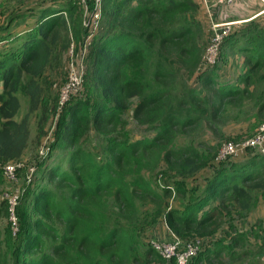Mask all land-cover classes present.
<instances>
[{"label":"trees","instance_id":"trees-1","mask_svg":"<svg viewBox=\"0 0 264 264\" xmlns=\"http://www.w3.org/2000/svg\"><path fill=\"white\" fill-rule=\"evenodd\" d=\"M100 1L80 91L61 105L94 0H0V187L3 166L23 164L16 234L0 201V264H173L143 241L159 222L202 242L190 264H263L264 220L250 216L264 204V155H218L256 135L225 137L229 120L264 125V15L234 27L209 67L199 0ZM234 53L238 76L217 83ZM129 114L151 137L129 133ZM205 132L218 142L190 138Z\"/></svg>","mask_w":264,"mask_h":264},{"label":"built area","instance_id":"built-area-1","mask_svg":"<svg viewBox=\"0 0 264 264\" xmlns=\"http://www.w3.org/2000/svg\"><path fill=\"white\" fill-rule=\"evenodd\" d=\"M66 1V0H62ZM73 2H79L81 4H85V0H71ZM203 10L207 13L210 20V26L212 35L209 41V45L206 48L204 63L208 66H214L217 62L218 51L230 32L231 27L236 23L234 22H226V23H213L212 19L215 14V10H221L223 8H231L238 4L241 0H199ZM264 7V0H257ZM100 0H94L95 4V15L90 22V35L86 39V42L82 48V51L79 53V56L76 57L74 55V50L71 48L70 50V65H69V74L68 81L66 85L61 89L60 92V104L64 105L72 95H76L80 91L82 76L84 74V65L83 61L85 59L87 49L90 45V40L92 38V33L94 32L96 21L99 17L100 13ZM264 14V8L260 11L256 16L252 17L254 19ZM249 19V20H251ZM78 61V63H75ZM261 133L258 136H254L253 138L248 140V143L241 144H227L222 147L219 152L218 160H223L234 153L238 149H253L252 147H259L258 152L264 155V147H262V143L264 142V125L260 127ZM255 139V140H254ZM250 141V142H249ZM247 142V141H246ZM236 145V148L235 146ZM238 152V151H237ZM42 154V153H41ZM23 166L20 164H7L2 168V176L3 179L10 185L15 186L14 191L11 194H6L5 198L8 201V212H9V222L11 224V230L13 234H16L18 230V222L17 217L15 215V207L18 203L19 195V179L17 177V170L19 167ZM28 175L26 177L27 181H29L33 175L36 173V168L33 165H30L28 168ZM18 186V187H17ZM171 234V233H170ZM199 242L196 240L195 242H189L187 244L183 243L181 239L173 236L171 234V240L167 244L166 248H161L156 244H153L154 250L157 251L161 257L165 261H172L173 264H190L191 260L196 256L199 251L195 245ZM262 263L264 264V256L262 258Z\"/></svg>","mask_w":264,"mask_h":264},{"label":"rangeland","instance_id":"rangeland-1","mask_svg":"<svg viewBox=\"0 0 264 264\" xmlns=\"http://www.w3.org/2000/svg\"><path fill=\"white\" fill-rule=\"evenodd\" d=\"M260 6H261V11H262L264 7H263L262 4H260ZM4 7L5 6H3V8ZM234 9H236V8H234ZM234 9H232V7L231 8H224V9H222V12L220 10H217L215 12V15H214L213 19H212V22L213 23H218V24L226 23V22H234L236 24L231 27V32H232L234 27H236V28L240 27L244 23H247L249 21V20H245V18L249 19L250 15L246 16V15H244V12H243V14H238V13H236L234 11ZM245 12H247V11H245ZM234 13L238 14V18L230 20L232 17H230L229 15H232ZM205 14L204 13L203 14L200 13V19H201V22H202V26H203V28L206 31V36H208L207 31L209 30V26L208 25H209L210 20H209V16L207 15L206 12H205ZM231 32H230V34H231ZM224 40H225V38H224ZM208 45H209V42H208L207 46ZM218 58H219V51H218ZM218 58H217V60H218ZM75 59H76V57H75ZM241 59H242V57L239 54H235L234 53V55H230L225 62H220L219 68L216 70L217 71V80H215V81L217 83H221L222 80H228V79L230 81H233L238 76L239 70H241V68H240L241 67ZM75 63H78V61H75ZM209 67H213V65L209 66ZM209 69H212V68H209ZM189 83L191 84V87L198 88V84L196 83V80H191V82H189ZM25 112H26V106H25V104H23V107H22V110H21V116ZM126 118H127L128 122H129V126H128L129 133L132 134L133 137H137V138L151 137V135L153 133L137 127L134 124V122L131 120L130 114ZM31 125H32L31 126V131H32V133H34V130H35V119L31 120ZM224 132H225V137L226 136L237 137V136H240V135H241V137L251 136L252 132H255L256 136H258L261 133L260 128L257 129L254 126H252V121L248 122V123H241V122H234L232 120L228 121V125L224 129ZM190 138H192L195 141V143H198V142L210 143L211 141H213V143L218 142V140L216 138L213 139V136H211L210 133H208V132H205L203 134L198 133L197 135H192ZM190 138H188V139H190ZM248 140L249 139H247L246 140L247 142H245V143H248ZM243 141L244 140L242 139L240 142H243ZM186 143H187V140L185 138L179 140V144L181 146H184ZM234 146L236 148V145H234ZM262 147H264V142L262 143ZM252 148H253L252 150H247V149H241L240 150V149H238L237 150L238 152L235 151V149H234V153H231V155L228 156L227 158L229 160L234 161V162H237V161H241L242 162V161L246 160L247 158H249L250 154L258 153L259 147H252ZM26 154H27V156H26L27 159H26V162L25 161L24 162L27 165H31L32 164L31 163V158H30L31 154H32L31 149H29L26 152ZM57 157L58 156H56V155L54 156L52 164H55L56 162H58ZM1 172H2V170H1ZM208 174H209V172H204V174L201 177L195 179V182H197L199 184H202L203 183V181H202L203 178L208 176ZM148 179H150L153 182V184H156V185H158V184L159 185H166L167 184V181L161 180L159 177H157L156 174L148 177ZM19 181H21V180H19ZM192 181L193 180H189L188 182H190V184H194L195 182H192ZM18 184L20 185V182H18ZM14 187L15 186H10L6 182H4L3 185L0 187V201L5 199L6 194L13 193ZM261 208H262L261 210H257L256 212L251 214L250 218H251L252 221L257 220V219H263L264 220V204L263 203H261ZM6 224H7V219L6 218H4V219H2L0 221V231L3 230V227L6 226ZM236 224L237 225L238 224H242V221L239 222V223H236ZM170 240H171V234L163 226L162 222H159L154 227L149 228L143 235L144 243L149 245V246H151L153 249H154L153 244L161 246V248H166L167 244L169 243ZM195 246L197 248H200L202 246V242L199 241Z\"/></svg>","mask_w":264,"mask_h":264},{"label":"crops","instance_id":"crops-1","mask_svg":"<svg viewBox=\"0 0 264 264\" xmlns=\"http://www.w3.org/2000/svg\"><path fill=\"white\" fill-rule=\"evenodd\" d=\"M235 8L236 9H234V11L238 14H243V12H244V15H246V16L250 15L249 19L256 16L261 11V6H260L259 2L257 3V0H243V1L239 2L237 4V7H235ZM245 11H247V12H245ZM238 14H236L237 16L232 17L230 20L238 18ZM259 17H261V16H259ZM259 17H257V18H259ZM249 19L245 18V20H249ZM261 209H262L261 205L259 204L257 210H261Z\"/></svg>","mask_w":264,"mask_h":264}]
</instances>
